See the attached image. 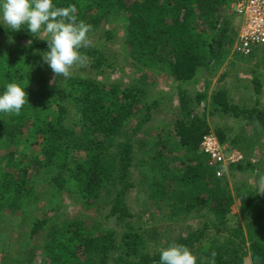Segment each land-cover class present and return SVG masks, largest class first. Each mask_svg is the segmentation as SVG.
<instances>
[{
  "label": "trees",
  "instance_id": "1",
  "mask_svg": "<svg viewBox=\"0 0 264 264\" xmlns=\"http://www.w3.org/2000/svg\"><path fill=\"white\" fill-rule=\"evenodd\" d=\"M231 1L54 0V4L57 7L74 5L77 20L91 24L92 29L103 19L118 14L124 23L127 54L135 69H157L169 74L174 83L182 84L193 80L199 69H208L212 62L220 65L229 54L236 37L232 22L226 16ZM0 34L23 41L16 51L0 56V92L10 82L26 87L24 80L37 55L35 52L46 50L45 39L38 35L33 37L26 30L11 32L8 26L2 25ZM111 37L110 32L105 33V40ZM102 46L99 42L81 49L95 75L101 74L99 70L103 66L111 67ZM145 77L142 75L139 82L142 83ZM252 84L259 93L261 85L256 75L252 77ZM67 86L65 97L74 102L79 114L81 129L78 133L64 126L67 108L61 103L64 91L60 83L56 84L53 93L49 86H44L42 91L26 87L28 105L20 114H0V144H18L21 130L28 127L29 132L41 138L40 150L29 163L15 165L11 153L5 163L0 164V207L19 209L24 197L30 193L28 173L45 170L50 172V182L58 191L65 184L74 182L76 194L87 204H98L103 190L112 196L108 217L114 218L115 224L124 231L117 241L112 229L96 230L93 226L88 230L78 220L61 226L52 225L44 240L48 264L158 263L160 251L150 253L147 249L158 244L160 232L157 226L163 220L155 213H149L144 219L147 210L135 212L128 206L126 199L136 180L147 184L148 199L160 213L165 209L168 210L166 213L170 212L171 223H177L179 216H186L199 206H207L215 217L218 223L214 224V229L223 222L234 200L226 181L216 177V169L207 164L206 157L200 152L202 137L211 132L206 120L198 117L195 109L189 106L191 103L185 95H180L183 118L160 128L153 139L147 141L137 136L142 126L150 121L152 111L157 113L159 100L141 106L143 90L139 84L125 86L122 81L104 84L93 79L73 78ZM206 98V93H197L195 100L199 103ZM209 108L212 114L231 115L234 119L242 117L264 132V108L242 109L232 103L225 89L210 96ZM128 120L135 123L125 131ZM223 131L217 129L212 133L221 143L226 139ZM237 139H231L232 147ZM29 140L33 142L31 137ZM79 151L83 153L82 158L74 155ZM254 166L243 159L230 165L228 171L244 173L254 171ZM6 167L17 169L16 179L9 176ZM237 198L249 220L251 264H264V194L258 195L248 189ZM32 225L30 234L38 235L46 220ZM208 229L205 225L188 232L185 237L170 240L168 245L174 241L189 249L200 250L196 244L201 247ZM236 238L240 237L232 234L219 244L215 237H209L201 247L205 249L206 260L198 264H209L212 253H215V264H243L242 256L238 257L240 249L234 244ZM28 254V260H31L34 251ZM14 264H20V261Z\"/></svg>",
  "mask_w": 264,
  "mask_h": 264
},
{
  "label": "rangeland",
  "instance_id": "2",
  "mask_svg": "<svg viewBox=\"0 0 264 264\" xmlns=\"http://www.w3.org/2000/svg\"><path fill=\"white\" fill-rule=\"evenodd\" d=\"M226 16L230 18L232 28L235 31L238 19L232 14L230 3L226 9ZM0 25L7 27L2 22H0ZM106 32H110L112 35L108 41L104 38ZM38 37L47 39L45 34H40ZM88 38L90 43L85 48L102 42L101 49H103L104 57L111 65L110 68L103 66L99 70L101 74L95 75L87 59L83 66H74L70 70L69 78L63 79L54 76L51 69L41 62L40 56L37 54L34 62L29 67L27 78L24 80L25 86L39 91H42L44 86H49L51 87L50 91L53 93L56 84L60 83L62 85L61 90L64 91V94H61L63 96L61 103L67 108L64 114V126L78 133L81 129L79 114L73 104L74 102L65 97L69 80L73 78L93 79L104 84L122 81L125 86L139 84L143 90L141 106L143 103L159 100L157 113L152 111L150 121L142 126L137 136L145 138L147 141L153 139L160 128L183 118V112L180 109V95H185L191 103L189 106L195 109V114L206 120L210 129L209 132L214 134L217 129L224 130L226 139L222 143L231 149L238 150L245 160L254 163L255 170L240 173L236 170L229 172L227 169L221 177L226 181L228 191L234 202L223 222L215 229L214 224L218 222L207 206H199V209L190 212L186 216H179L180 220L177 223H171L170 212L166 213L168 210L165 209L164 213H160L153 201L148 199L147 184H140L137 180L126 202L132 211L147 210L148 213L144 219L148 218L149 213H155L163 220L157 226V230L160 232V240L156 246L147 249L150 253L166 248L170 240L185 237L188 232L196 231L208 225L209 229L205 232L201 247L209 237H215L217 243L222 244L227 237L235 234L240 237L236 238L234 242L235 247L240 249L238 257L242 256L240 259L243 264H251L248 253L250 244L247 224L249 220L245 218V214L240 208L237 195L248 189L255 191L258 195L264 194L260 193L257 185L259 177L264 175V132L259 126L242 117L234 119L231 115L221 116L219 113H210L209 99L214 92L225 89L228 91L232 103L240 108L258 107L263 109L264 53L257 52L251 58H240L235 53V45H233L226 59L220 65H214V62H212L208 69H199L193 80L176 84L169 74L160 72L157 69L143 68L140 71L135 69L127 54L124 23L121 22L118 14L114 13L103 19L88 34ZM22 44L23 41L21 40L0 34V56L7 52L16 51ZM142 75L146 77L141 83L139 79ZM254 75L258 77L261 85L259 93L255 92L252 84ZM197 93H206L207 98L198 103L195 100ZM53 109H55V105H53ZM134 123V121L128 120L124 127L125 131L130 130ZM29 137L33 139V142H30ZM234 137L238 139L236 145L232 147L230 141ZM19 138L20 141L16 145L7 144L6 142L0 144V164L5 163V159L7 160L9 158L7 156L11 153L14 154L12 158L15 165L19 162L29 163L38 154L40 150L38 144L41 138L29 132V127L21 130ZM74 155L83 157L81 151L74 152ZM5 171L13 179L18 176L17 169L10 170L6 167ZM27 177L30 193L24 197L22 206L16 210L0 207V264H14L18 260L20 264H48L47 253L44 249V240L48 228L52 225L61 226L74 220L82 222L88 230L93 226L97 228L96 230L112 229L116 233L117 241L120 240L124 229L115 224L114 218L108 217L112 196H109L104 190L101 192V199L98 204H87L76 194L77 188L74 182L65 184L58 191L57 187L50 182L51 174L48 171L42 170L39 173L31 171ZM165 215H167L166 218ZM42 219L46 220L44 229L39 230L38 235H31L32 224ZM262 242H264V236ZM196 247L200 250H190L197 256L198 262L205 261L206 257L203 254L205 249H202L199 244H196ZM29 251H34L31 260H28Z\"/></svg>",
  "mask_w": 264,
  "mask_h": 264
},
{
  "label": "clouds",
  "instance_id": "3",
  "mask_svg": "<svg viewBox=\"0 0 264 264\" xmlns=\"http://www.w3.org/2000/svg\"><path fill=\"white\" fill-rule=\"evenodd\" d=\"M76 11L74 5L57 7L54 0H0V22L6 24L11 32L26 30L33 37L47 36L43 40L46 50L35 54L54 76L63 79L69 78L74 66H83L87 60L81 49L89 45L88 34L93 26L78 21L74 15ZM25 88L18 82L4 85L0 92V114H20L28 105ZM257 185L260 193H264V175L259 177ZM214 257L215 253H212L209 264H215ZM158 264H198V258L187 246L173 241L160 250Z\"/></svg>",
  "mask_w": 264,
  "mask_h": 264
},
{
  "label": "built area",
  "instance_id": "4",
  "mask_svg": "<svg viewBox=\"0 0 264 264\" xmlns=\"http://www.w3.org/2000/svg\"><path fill=\"white\" fill-rule=\"evenodd\" d=\"M230 10L239 19L235 53L247 58L264 51V0H232ZM199 148L207 164L216 169L215 175L218 178L224 175L230 165L244 159L238 150L221 143L212 133L202 137Z\"/></svg>",
  "mask_w": 264,
  "mask_h": 264
}]
</instances>
